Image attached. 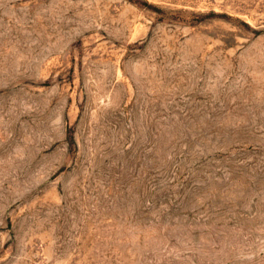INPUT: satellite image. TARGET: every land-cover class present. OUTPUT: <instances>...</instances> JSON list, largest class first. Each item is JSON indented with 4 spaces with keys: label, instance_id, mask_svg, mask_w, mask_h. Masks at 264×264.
I'll return each mask as SVG.
<instances>
[{
    "label": "rangeland",
    "instance_id": "374dc122",
    "mask_svg": "<svg viewBox=\"0 0 264 264\" xmlns=\"http://www.w3.org/2000/svg\"><path fill=\"white\" fill-rule=\"evenodd\" d=\"M0 264H264V0H0Z\"/></svg>",
    "mask_w": 264,
    "mask_h": 264
}]
</instances>
